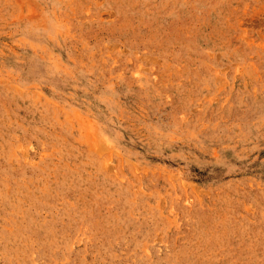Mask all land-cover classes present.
Instances as JSON below:
<instances>
[{"label":"rangeland","instance_id":"obj_1","mask_svg":"<svg viewBox=\"0 0 264 264\" xmlns=\"http://www.w3.org/2000/svg\"><path fill=\"white\" fill-rule=\"evenodd\" d=\"M0 264H264V0H0Z\"/></svg>","mask_w":264,"mask_h":264}]
</instances>
